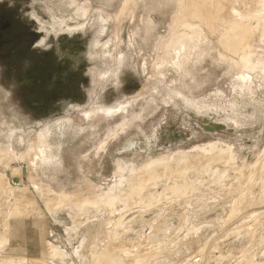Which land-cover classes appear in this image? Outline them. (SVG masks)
I'll list each match as a JSON object with an SVG mask.
<instances>
[{
    "label": "rangeland",
    "instance_id": "1",
    "mask_svg": "<svg viewBox=\"0 0 264 264\" xmlns=\"http://www.w3.org/2000/svg\"><path fill=\"white\" fill-rule=\"evenodd\" d=\"M4 23L0 264H264V0H0ZM39 42L83 63L42 118L7 69Z\"/></svg>",
    "mask_w": 264,
    "mask_h": 264
},
{
    "label": "flooded vegetation",
    "instance_id": "2",
    "mask_svg": "<svg viewBox=\"0 0 264 264\" xmlns=\"http://www.w3.org/2000/svg\"><path fill=\"white\" fill-rule=\"evenodd\" d=\"M7 27L8 24L4 23L0 29ZM40 43H36L26 57L15 60L16 67L7 68L11 72V94L22 93L19 107L36 109L41 116L38 118L84 99L82 61L73 54L62 52L64 43L39 47ZM57 52H60V57Z\"/></svg>",
    "mask_w": 264,
    "mask_h": 264
},
{
    "label": "water",
    "instance_id": "3",
    "mask_svg": "<svg viewBox=\"0 0 264 264\" xmlns=\"http://www.w3.org/2000/svg\"><path fill=\"white\" fill-rule=\"evenodd\" d=\"M191 117L198 124H202L203 122H209L213 126V128L212 127L208 128V129H210V131L217 130V127L215 126L214 121L212 123L210 122V121H212V118L214 119L213 115L208 114L207 117H206V116L201 115V114H191Z\"/></svg>",
    "mask_w": 264,
    "mask_h": 264
},
{
    "label": "bare ground",
    "instance_id": "4",
    "mask_svg": "<svg viewBox=\"0 0 264 264\" xmlns=\"http://www.w3.org/2000/svg\"><path fill=\"white\" fill-rule=\"evenodd\" d=\"M211 1V0H210ZM217 1V0H216ZM222 1V0H221ZM187 2V1H186ZM208 2V1H207ZM213 2V1H212ZM204 3V2H203ZM209 4L211 3V2H208ZM215 3V2H214ZM218 3V2H217ZM221 4V3H220ZM186 5V4H185ZM190 5V4H189ZM214 5H216V4H214ZM223 5V4H222ZM194 6V5H193ZM204 6V5H203ZM196 7V6H195ZM190 8V7H189ZM194 8V7H193ZM224 8V7H223ZM205 10H206V8H205ZM196 12V11H195ZM244 31V30H243ZM247 31V30H246ZM199 173V172H198ZM217 176V175H216ZM218 177V176H217ZM221 177H223V176H221ZM220 179V176H219V178H218V180ZM116 263L118 264L119 262L118 261H116Z\"/></svg>",
    "mask_w": 264,
    "mask_h": 264
}]
</instances>
